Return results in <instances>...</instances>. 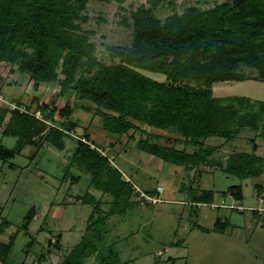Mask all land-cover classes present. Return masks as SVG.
Instances as JSON below:
<instances>
[{"label":"trees","instance_id":"1","mask_svg":"<svg viewBox=\"0 0 264 264\" xmlns=\"http://www.w3.org/2000/svg\"><path fill=\"white\" fill-rule=\"evenodd\" d=\"M87 1L0 0V64L9 66L11 76H24L34 92L43 86L57 88L48 103H41L38 97L29 104L21 97H10L5 99L15 107L10 109L0 102L2 135L17 139L13 150L0 146V160L20 154L26 146L39 149L46 144L64 151V140L75 138L72 133L78 127L72 116L82 109L98 118L105 134L127 137L136 150L183 169L187 176L195 171L200 177L204 169L219 170L239 180L264 176V155L258 154L264 148V102L216 98L212 92L218 83H264V0H222L208 9L189 6L163 21L154 14L162 1L146 0L130 12L131 24L124 21L132 33L130 44L106 47L109 63L96 57L93 32L81 29L88 22L83 15ZM244 69L255 72V77L247 76ZM143 72L160 74L164 80H153ZM3 83L7 88L17 85L0 77L2 96ZM68 96L90 107L70 105L65 100ZM60 100L61 108L57 106ZM143 127L175 137L153 135ZM246 130L253 133L250 153L232 152L222 161L218 151L224 145L206 143L209 138H220L229 144ZM134 134H138L136 139ZM70 165L90 177L88 187L111 201L103 211L101 199L89 191L82 200L76 198L80 204L90 205L92 212L86 235L60 264H81L95 251L101 253L99 264H121L114 249L102 242L108 233V219L121 207L128 208L132 197L141 205L161 203L141 196L159 201L161 192L158 187L154 192H142L124 180L87 133L76 138ZM256 188L257 196L264 199V192ZM187 191L192 206L220 208L214 205L213 191L190 187ZM222 196L236 203L243 200L240 187H230ZM260 218L264 227V215ZM217 225L223 232L227 222L217 220ZM11 245L12 241L3 247L8 250Z\"/></svg>","mask_w":264,"mask_h":264},{"label":"rangeland","instance_id":"2","mask_svg":"<svg viewBox=\"0 0 264 264\" xmlns=\"http://www.w3.org/2000/svg\"><path fill=\"white\" fill-rule=\"evenodd\" d=\"M161 1L154 14L163 21L173 14H181L189 6L208 9L222 0ZM145 4L146 0L87 1L83 15L88 22L81 25V29L93 32L91 42L101 62L109 63L106 47L130 44L132 33L124 21L131 24L130 12ZM9 69L0 64V77L8 84L17 83L11 88L3 83V98L7 101L10 97H21L29 104L33 97H38L41 103H48L57 90L43 86L34 92L32 83L26 82L24 76H11ZM244 72L251 78L256 75L248 70ZM143 74L159 82L164 80L160 74ZM212 92L216 98L243 97L264 102V83L254 80L218 83L212 87ZM65 100L77 108L90 107L75 101L73 96ZM57 106L61 108L63 102L58 101ZM72 121L78 123V127L72 133L75 138L64 140V151L58 152L46 144L39 149L26 146L20 154L0 160V264H60L67 252L79 245L86 235V223L92 212L90 205L80 204L76 198L82 200L89 191L95 199H101L103 211L108 209L111 198L88 187L90 177L70 165L76 138L83 137L84 133L110 157L111 164L122 173L124 180L142 192H154L157 187L161 192L158 201L161 203L141 205L138 198L132 197L128 208L121 207L108 219V233L102 242L104 247L114 249L121 264H264V227L260 218L264 215V202L257 196L256 188L259 186L264 192V176L239 180L219 170L208 172L206 169L200 177L195 171L187 176L183 169L136 150L127 137L105 134L98 118L82 109L75 112ZM3 128L4 125L0 129V146L15 149L17 139L3 136ZM143 129L153 135L175 137L173 133ZM137 136L134 134L133 138ZM252 137L253 133L246 130L229 144H224L220 138H209L206 143L224 145L218 151L223 161L232 152L250 153ZM258 154L264 155V148L259 149ZM78 177V182H71ZM189 187L213 191L214 205L220 208L192 206ZM230 187L242 189L241 203L222 196ZM255 211L258 214L253 213ZM32 212L34 218L29 221ZM217 220L227 222L223 232L218 230ZM11 241V247L5 249L3 246ZM55 241L59 249L53 245ZM100 260L101 253L95 251L81 264H99Z\"/></svg>","mask_w":264,"mask_h":264},{"label":"built area","instance_id":"3","mask_svg":"<svg viewBox=\"0 0 264 264\" xmlns=\"http://www.w3.org/2000/svg\"><path fill=\"white\" fill-rule=\"evenodd\" d=\"M0 102L6 103L7 107L10 108V109H14V108H15L13 104H10V103H7V102H6L2 95H0ZM36 117H39V114H38V113H36ZM159 190H160V189H158V191H159ZM159 192H160V191H159ZM141 196L144 198V200L151 201L152 203H157V202H158L157 199H150V198H148V197H146V196H144V195H141Z\"/></svg>","mask_w":264,"mask_h":264},{"label":"crops","instance_id":"4","mask_svg":"<svg viewBox=\"0 0 264 264\" xmlns=\"http://www.w3.org/2000/svg\"><path fill=\"white\" fill-rule=\"evenodd\" d=\"M5 82H7V81H5ZM260 200H261L262 203L264 202V199L261 196H260Z\"/></svg>","mask_w":264,"mask_h":264}]
</instances>
